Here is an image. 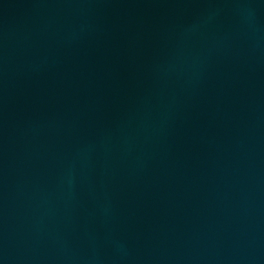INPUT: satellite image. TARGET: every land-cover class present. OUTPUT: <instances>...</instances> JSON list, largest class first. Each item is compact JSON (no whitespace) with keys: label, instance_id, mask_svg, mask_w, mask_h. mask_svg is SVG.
Here are the masks:
<instances>
[{"label":"water","instance_id":"1","mask_svg":"<svg viewBox=\"0 0 264 264\" xmlns=\"http://www.w3.org/2000/svg\"><path fill=\"white\" fill-rule=\"evenodd\" d=\"M0 264H264V0H0Z\"/></svg>","mask_w":264,"mask_h":264}]
</instances>
